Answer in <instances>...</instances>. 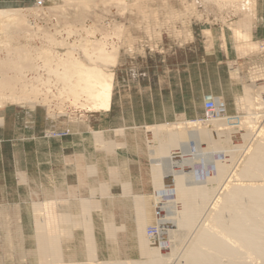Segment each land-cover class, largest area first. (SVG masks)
I'll return each instance as SVG.
<instances>
[{"label":"rangeland","instance_id":"rangeland-1","mask_svg":"<svg viewBox=\"0 0 264 264\" xmlns=\"http://www.w3.org/2000/svg\"><path fill=\"white\" fill-rule=\"evenodd\" d=\"M254 6L252 0H0V82L13 80L0 91L24 95L34 103H42L31 106L6 102L0 106V157L4 153L7 157L11 155L0 160L1 171L5 170L7 176L0 179V190L5 191L0 194V264L44 263L38 255L39 234L35 218L44 217L47 212L66 211L76 215L75 220L81 222L84 219L81 197L93 199L91 209L99 258L145 259L135 233L137 210L131 194H148L147 204L155 208L156 185L150 161L152 145L147 140L145 125L174 121L181 118V114L185 116L182 112H187L189 118L203 120L204 99L194 97L200 85L198 82L179 83L177 94L183 98L177 100L170 97L175 94L170 92V86L174 88V84L154 82L152 87L148 82L146 90L150 99L143 108L145 113L152 114L150 120L144 122L142 114L134 116L132 111L128 119H122L121 95L125 96L127 92L119 89L121 68L126 66L125 60L158 52L155 49L171 30L182 28L188 32V28L197 22L207 21L210 26L218 24L223 28L224 43L227 37L234 38L241 58L232 62L237 65L222 68L226 70L223 76L226 81L208 83L216 94L207 96L216 100L215 116L234 125V121L249 116L251 110L264 107L257 101L255 105L259 106L251 109L243 99L245 79L250 83L254 78L260 85L264 84V39L259 41L251 35ZM7 8L10 12L5 15L2 10ZM30 21L36 26H31ZM206 33L212 38V29ZM103 44L118 61L97 58L96 48ZM70 57L84 63L103 61L100 65L103 64L105 71L113 72L112 110H89L88 106L80 104L86 103L85 97L79 104L73 103V94L64 89V72L70 71V64L62 62L65 61L63 58ZM238 66L242 74L231 69ZM149 70H152L151 65ZM192 78L198 77L193 75ZM208 78L219 80V76ZM259 115L255 121L253 118L254 123L258 122L251 129L254 133L264 126V113ZM15 117L18 145L13 156L12 147L1 145L3 138H14L10 122ZM136 119L142 122H136ZM204 120L203 124L208 123ZM60 132H67V135L58 136ZM62 144L65 145V157L58 158L56 152ZM44 150L49 151L48 156L41 153ZM57 170L60 171L58 178ZM128 182L131 183L129 189ZM58 191H61L59 196ZM57 196L62 201L69 200L60 202L58 208L55 206ZM32 201L49 202V207L44 206L53 210L35 211ZM110 219L119 226L116 236H109L105 229V223ZM74 224L68 228L63 221L43 222L41 228L44 234L48 232L50 240L52 237L60 240L64 260L85 261L89 258L86 228L80 223L79 226ZM157 230L160 231L155 221H149L147 233L158 235ZM171 243L175 244L174 241Z\"/></svg>","mask_w":264,"mask_h":264},{"label":"bare ground","instance_id":"bare-ground-1","mask_svg":"<svg viewBox=\"0 0 264 264\" xmlns=\"http://www.w3.org/2000/svg\"><path fill=\"white\" fill-rule=\"evenodd\" d=\"M9 9L2 10V13L8 14ZM29 24L36 26L32 21ZM89 45L88 48H91ZM96 49L98 59L113 61L114 56L106 51L104 44ZM63 60L64 64H70V71L64 72V89L73 94V103L79 104L81 98L85 97L86 103L80 104L88 106L89 110L110 111L114 74L105 71L103 64L100 65L103 61L88 64L72 57ZM231 69L242 74L239 66ZM12 81L0 82L1 91ZM244 82L246 94L243 99L247 103L249 101V104L245 102L246 106L249 105L251 109L258 107L257 101L264 105V84L260 85L254 78L251 84L246 79ZM1 91L0 106L6 102L42 105L28 100L30 98L24 95H8ZM206 99L207 95L204 103ZM261 112L264 113V107L259 106L251 110L249 116L234 121V125L228 124L225 118L213 115L206 121L208 123L203 124L205 120L202 118H189L182 114L174 121L145 125L147 140L152 145L150 161L156 185L153 198L156 199L153 203L155 208L148 206V194L131 193L137 210L138 227L135 233L145 257L143 260L98 257L91 197H81L82 223L75 220L76 215L66 211L48 213L53 210L46 209L47 204L51 205L49 202L32 201L35 211L44 209L47 212L44 217L35 218L39 234L38 255L44 261L39 264H264V126L256 133L251 130L258 123L254 121L261 116ZM127 184L128 189L131 188V183ZM62 200L57 199L55 206L60 208V202L69 199ZM151 220L159 227L158 235H155L156 232L149 235L146 231ZM62 221L64 226L69 225L68 228L74 227V223L86 228L89 244L87 260H64L60 240L55 237L50 240L48 232L45 235L42 231L43 222ZM105 225L108 235L116 236L119 226L111 219ZM168 238L171 240H166ZM167 247L170 251H167Z\"/></svg>","mask_w":264,"mask_h":264},{"label":"crops","instance_id":"crops-1","mask_svg":"<svg viewBox=\"0 0 264 264\" xmlns=\"http://www.w3.org/2000/svg\"><path fill=\"white\" fill-rule=\"evenodd\" d=\"M252 3H255V6L252 11L253 22L251 35L254 39L260 41L264 39V0H252ZM188 29V32L185 31L186 29L182 28L167 32V34H165L167 36L163 37V42L155 49V51L158 52H154L148 57L136 56L138 58L135 60H125L126 63L124 64L126 66H122L123 68H121L122 73L119 82V89H122L124 93L127 92L125 96L121 95L123 96L120 103V115L122 119H128L132 111L134 116L135 114H142L145 117L144 122L150 120L152 114L145 113L143 108V105H147L150 99L147 96L146 90L147 85H149L148 82H150L152 87L154 82L167 81L170 85L174 84V88L170 86V92H175V94L170 97L177 100V98H183V95L177 94L179 83H188L189 81L200 83L199 87L196 88L197 94L194 97L204 99L206 95L216 94V91L210 88L208 83L226 81V79H223L226 70L223 71L222 68H229L234 64L237 65L238 63L232 62H238L241 58L234 38L227 37L224 43L222 38L223 28L218 26V24L210 26L207 21L202 24H198L197 22ZM210 29H212L213 32L212 38H209L206 33V31ZM161 51L164 53L162 54ZM150 65L152 67L151 71L149 70ZM193 75L198 78L193 79ZM210 75L216 78L219 76V80L208 78ZM229 81L235 82L233 79ZM132 88H135L137 91L133 92V90H131ZM129 90H131V92H129ZM129 94H132V96L130 97ZM154 97L155 93L153 92L152 98L155 99ZM182 113L187 115V112ZM105 116L108 117L109 113H105ZM136 122L142 121L136 119ZM10 124L13 127L10 132H14V138H3V144L1 146H6L7 148L12 147V153L13 156H15V148L18 145V140L15 137L18 131L16 117ZM25 126L27 127L28 125L25 124ZM112 126L113 125L110 127L111 130L114 128ZM19 131L22 132V130ZM64 146V144L60 145V149L56 152L58 158L65 157ZM44 147H47V145L45 144ZM48 152V150H44L41 153L48 156ZM10 156L11 155L7 157L6 153H4V156L2 155L0 160L10 158ZM59 172L60 171L57 170V178ZM5 173V170L1 171L0 168V179L3 176L5 178L7 177ZM46 175H48L47 172ZM2 193H5V191L0 190V194ZM59 194H61V191L57 192L58 196ZM58 196L56 199H59ZM53 198L54 197H47L46 199Z\"/></svg>","mask_w":264,"mask_h":264},{"label":"built area","instance_id":"built-area-1","mask_svg":"<svg viewBox=\"0 0 264 264\" xmlns=\"http://www.w3.org/2000/svg\"><path fill=\"white\" fill-rule=\"evenodd\" d=\"M205 117L203 119H209L210 116H215L217 113V103L216 100L212 97L205 100L204 103ZM67 132H60L58 136H65Z\"/></svg>","mask_w":264,"mask_h":264}]
</instances>
